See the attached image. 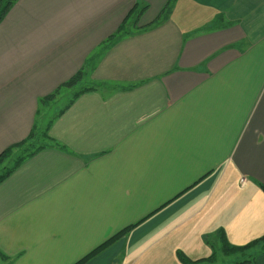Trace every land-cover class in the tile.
Instances as JSON below:
<instances>
[{"label":"crops","instance_id":"1","mask_svg":"<svg viewBox=\"0 0 264 264\" xmlns=\"http://www.w3.org/2000/svg\"><path fill=\"white\" fill-rule=\"evenodd\" d=\"M81 68L94 89L41 105ZM47 127L62 148L45 140L0 182L3 264H74L136 223L85 264H182L219 231L264 236V0H17L0 153Z\"/></svg>","mask_w":264,"mask_h":264},{"label":"trees","instance_id":"2","mask_svg":"<svg viewBox=\"0 0 264 264\" xmlns=\"http://www.w3.org/2000/svg\"><path fill=\"white\" fill-rule=\"evenodd\" d=\"M16 1L17 0H0V23L5 18V16L7 15V13L12 8V6L15 4ZM138 9H139V7L137 5L131 9V11L127 14L123 23L121 24V26L117 30V32L114 33L113 35H111L105 41L104 47H108L111 43L115 42L122 34L130 32V30L127 29V27H126V24L135 12L138 13V15H141L143 9H139V10ZM221 17L223 18V16H221ZM223 24L230 25V24H232V22H226ZM83 77H84V68H81L69 80L62 83L55 90V92L48 94L47 96L43 97L40 101L41 105L44 106V105L48 104L49 102L53 101L60 94L62 89L72 88V87L76 86L77 84H79L83 80ZM94 88L95 87H83L79 90L80 92L75 94L74 97H76L79 93H81L83 91L92 90ZM50 124L48 125V127L50 126ZM48 127L45 128V130H43L42 132H38L35 129L36 128V126H35V128H33V130L31 131V133L29 134V136L26 139L9 146L8 148H6L4 151H2L0 153V166H3L6 161L11 159L15 150L21 149L23 147L25 149L24 152L20 153L21 155H18L16 157V159L13 160V164L10 167H6V164L3 166V168L4 167H6V168L0 174V182L2 180H4L6 177H8L24 159L33 155L42 147H45V143H43L45 140H50L53 144H56L59 148H62V146L60 144H57V141L54 140V138H52L48 134V129H49ZM39 138H42L43 141H40ZM35 139H39V140L36 142H33V140H35ZM260 185L264 190V185L263 184H260ZM137 224L138 223L127 226L123 230L117 232L116 234H114L113 236L108 238L104 243H102L101 245L94 248L91 252H89L87 255L82 257L79 261L75 262L74 264H85V263H87L90 259H92L96 255H98L99 253H101L102 251L107 249L110 245H112L114 242H116L122 236L127 234ZM212 238H213V236H212ZM216 238H217V240H216L217 242L214 241V239H210L208 237L205 238L206 242L208 244H210L212 249H213V253L209 258L198 260V261H192L183 252L178 251L179 260L181 261L182 264H198L201 262L214 263L217 261V251L214 247V244H217V243L221 244V250L225 255H234V254H239V253H246V252L251 251L257 247H262L261 251L262 252L264 251V236L257 238L255 240H253L252 242H249L248 244H245L242 246L230 244L228 242L227 238L225 237L223 231H221V232L219 231L218 235H216ZM2 256L4 259L8 258V256H6L3 253H2ZM237 264H257V262L253 257H251V258L244 259V260L238 262Z\"/></svg>","mask_w":264,"mask_h":264},{"label":"rangeland","instance_id":"3","mask_svg":"<svg viewBox=\"0 0 264 264\" xmlns=\"http://www.w3.org/2000/svg\"><path fill=\"white\" fill-rule=\"evenodd\" d=\"M90 84H91L90 81L84 80L82 82V84L80 82L79 84H77L76 86H74V87H72L70 89L69 88H64L63 92H65V93L59 99V101L56 104V106H54L52 108V113H53L54 110L62 108L63 106H65L70 101V99L74 96V94L79 91L80 88L89 86ZM44 124H46V121H44L42 123V125H44ZM40 129H39V131H40ZM39 139H40V141H43L42 138H39ZM39 139H35V140H33V142H36ZM24 150L25 149L23 147V148H21V149H19L17 151H14L11 159H9L8 161L5 162L6 167H10L13 164V160H15L18 155H21L20 153L24 152ZM3 166H0V174L6 168V167L3 168ZM214 247H215V249L217 251V261L214 262V263L201 262V263H198V264H237L238 262H240V261H242L244 259H247V258H251V257H253L255 260H257V257L260 255V253H262V251H261L262 247H257V248H255V249H253L251 251L246 252V253H239V254H234V255H225L222 252V250H221V244L220 243L214 244ZM0 264H3L1 259H0Z\"/></svg>","mask_w":264,"mask_h":264},{"label":"built area","instance_id":"4","mask_svg":"<svg viewBox=\"0 0 264 264\" xmlns=\"http://www.w3.org/2000/svg\"><path fill=\"white\" fill-rule=\"evenodd\" d=\"M244 181H245V180H244V179H242V183H244Z\"/></svg>","mask_w":264,"mask_h":264}]
</instances>
